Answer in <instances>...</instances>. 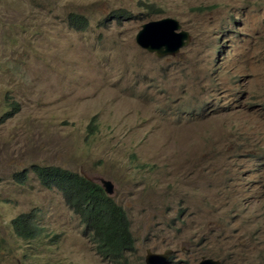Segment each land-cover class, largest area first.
I'll list each match as a JSON object with an SVG mask.
<instances>
[{"label": "rangeland", "instance_id": "1", "mask_svg": "<svg viewBox=\"0 0 264 264\" xmlns=\"http://www.w3.org/2000/svg\"><path fill=\"white\" fill-rule=\"evenodd\" d=\"M164 17L191 40L158 57L136 35ZM35 165L111 180L135 249L105 258ZM28 212L34 239L11 223ZM148 248L264 264V0H0V264H145Z\"/></svg>", "mask_w": 264, "mask_h": 264}, {"label": "trees", "instance_id": "2", "mask_svg": "<svg viewBox=\"0 0 264 264\" xmlns=\"http://www.w3.org/2000/svg\"><path fill=\"white\" fill-rule=\"evenodd\" d=\"M86 23L84 16H75L71 21L80 29H84ZM34 171L44 185L57 187L63 193L68 205L93 231L92 238L104 255L118 258L124 251L134 249L128 214L100 184L60 166L35 165ZM35 230V222L28 220L17 231L18 235L29 237Z\"/></svg>", "mask_w": 264, "mask_h": 264}, {"label": "water", "instance_id": "3", "mask_svg": "<svg viewBox=\"0 0 264 264\" xmlns=\"http://www.w3.org/2000/svg\"><path fill=\"white\" fill-rule=\"evenodd\" d=\"M179 25V22L171 17L149 21L143 25V28L136 35V41L141 47L158 55L174 53L183 43H186L183 42L186 36L184 32L175 33ZM102 181L106 192L112 194L114 192L112 182L105 179ZM147 252L148 254L145 257L146 264H164L171 253V251H167L155 254L150 249ZM199 264H220V261L212 258H203Z\"/></svg>", "mask_w": 264, "mask_h": 264}, {"label": "clouds", "instance_id": "4", "mask_svg": "<svg viewBox=\"0 0 264 264\" xmlns=\"http://www.w3.org/2000/svg\"><path fill=\"white\" fill-rule=\"evenodd\" d=\"M164 18H168V17H164ZM171 18H173V17H171ZM161 19H163V18H161ZM175 20H177L176 18H174ZM157 20H160V19H157ZM178 22H179V27L175 30V33H177V34H180L181 32H184L185 34H186V36L184 37V39H183V42H186L185 44L183 43V45H181L179 48H178V50L177 51H175L173 54L175 55V54H177L183 47H185V46H187L188 44H189V42H190V40H191V35H190V33H189V31H187V30H185V29H182V25H181V23H180V21L179 20H177ZM233 22H235V23H238V21L237 20H233ZM148 23V22H147ZM229 24H230V26L232 25V20H230L229 21ZM144 25V24H143ZM142 28H143V26H142ZM141 28V29H142ZM140 29V30H141ZM139 30V31H140ZM228 31V30H227ZM240 34H242V30L239 28V27H237L236 29H234V30H231L230 32H223L222 34H221V36L220 37H222V38H217L216 39V42L218 43V45L220 44L221 45V47L223 46V43H226L227 41H228V38L229 37H231V36H237V35H240ZM137 42V41H136ZM138 43V42H137ZM147 50V49H146ZM149 51V50H148ZM154 54H156L158 57H159V55L157 54V53H155V52H153ZM23 175V174H22ZM84 175V174H83ZM85 176V175H84ZM86 178H88L87 176H85ZM88 179H90V178H88ZM103 179H105V178H102L101 179V182H96V181H93L92 179H90L91 181H93V182H96V183H98V184H100L103 188H104V186H103ZM105 180H109V179H105ZM109 181H111V180H109ZM112 182V181H111ZM43 184V183H42ZM112 184L114 185V183L112 182ZM44 185V184H43ZM44 187H47V188H51V187H48V186H46V185H44ZM54 187V186H53ZM57 188V187H56ZM58 189V188H57ZM59 190V189H58ZM104 190H105V188H104ZM106 191V190H105ZM61 192V191H60ZM107 193V192H106ZM61 194L63 195V193L61 192ZM108 194V193H107ZM109 196H111V194H108ZM64 196V195H63ZM119 204V203H118ZM35 212H28V213H26V214H20V215H18L16 218H14L12 221H11V223H12V225H13V228H14V230H15V232H16V234L18 235V229L19 228H21L22 227V225L26 222V221H28V220H30V222L33 220L34 222H35V227H36V230H35V232L33 233V235L32 236H20V235H18L19 237H22V238H24V239H26V238H29V239H34V238H36L37 236H38V234H39V230L41 229V227L39 226V224L35 221ZM93 239V238H92ZM95 243H97L95 240H93ZM134 249H135V246H134ZM133 249V250H134ZM148 249H150V248H148ZM148 249H147V251H148ZM151 250V249H150ZM100 251H101V247H100ZM146 251V252H147ZM153 253H155V254H161V253H165V252H167V251H171V253H170V255H169V257H168V259H167V261L164 263V264H168V262H169V260H170V258H171V256H172V254H173V248H168V249H165L164 251H162V252H155V251H153V250H151ZM101 254H103L102 252H101ZM148 254V252L146 253V255ZM104 255V254H103ZM111 255H109V254H107V255H104V257L105 258H107V259H111V260H117V261H119V259H120V257H118V258H113V257H110ZM146 257V256H145ZM203 258H212V259H214V260H219L220 261V264H223L222 263V261L220 260V259H218V258H213V257H207V256H203L201 259H200V261L197 263V264H199L202 260H203ZM119 264H125V262H123V263H120V262H118ZM145 264H146V259H145Z\"/></svg>", "mask_w": 264, "mask_h": 264}]
</instances>
